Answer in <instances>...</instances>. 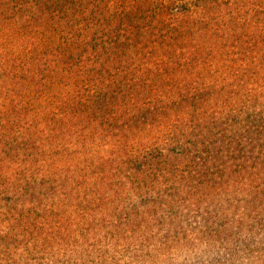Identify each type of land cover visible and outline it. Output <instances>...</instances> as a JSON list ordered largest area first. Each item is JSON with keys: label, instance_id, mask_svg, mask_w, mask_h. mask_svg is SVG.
Segmentation results:
<instances>
[{"label": "trees", "instance_id": "trees-1", "mask_svg": "<svg viewBox=\"0 0 264 264\" xmlns=\"http://www.w3.org/2000/svg\"><path fill=\"white\" fill-rule=\"evenodd\" d=\"M226 1L0 0V264H264V0Z\"/></svg>", "mask_w": 264, "mask_h": 264}, {"label": "rangeland", "instance_id": "rangeland-1", "mask_svg": "<svg viewBox=\"0 0 264 264\" xmlns=\"http://www.w3.org/2000/svg\"><path fill=\"white\" fill-rule=\"evenodd\" d=\"M179 1H181V2L183 1V2L185 3V2L190 1V0H178L177 3H179V5H181V2H179ZM225 1H226V0H223V2H225ZM227 1H228V0H227ZM227 1H226V2H227ZM229 1H230V0H229ZM240 1H241V0H240ZM238 3H239V1H238ZM179 7H180V6H179ZM228 33H229V32H228ZM227 51H229V50H227Z\"/></svg>", "mask_w": 264, "mask_h": 264}]
</instances>
